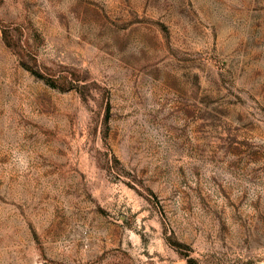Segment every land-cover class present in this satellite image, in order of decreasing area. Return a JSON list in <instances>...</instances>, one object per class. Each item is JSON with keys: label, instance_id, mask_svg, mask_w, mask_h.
Listing matches in <instances>:
<instances>
[{"label": "rangeland", "instance_id": "374dc122", "mask_svg": "<svg viewBox=\"0 0 264 264\" xmlns=\"http://www.w3.org/2000/svg\"><path fill=\"white\" fill-rule=\"evenodd\" d=\"M0 264H264V0H0Z\"/></svg>", "mask_w": 264, "mask_h": 264}]
</instances>
